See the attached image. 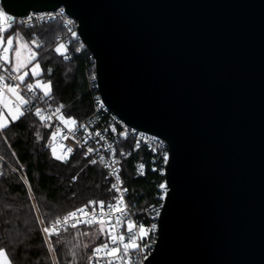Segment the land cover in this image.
I'll list each match as a JSON object with an SVG mask.
<instances>
[{
  "label": "water",
  "instance_id": "water-1",
  "mask_svg": "<svg viewBox=\"0 0 264 264\" xmlns=\"http://www.w3.org/2000/svg\"><path fill=\"white\" fill-rule=\"evenodd\" d=\"M62 6L104 103L169 146L144 264H264V0H0Z\"/></svg>",
  "mask_w": 264,
  "mask_h": 264
},
{
  "label": "trees",
  "instance_id": "trees-1",
  "mask_svg": "<svg viewBox=\"0 0 264 264\" xmlns=\"http://www.w3.org/2000/svg\"><path fill=\"white\" fill-rule=\"evenodd\" d=\"M7 29L9 33H20L18 38L29 45L32 37L42 45L33 50L37 51L35 61L44 73L41 78L51 82L48 100L64 105L69 117H87L93 110L89 79L95 73L89 50L73 41L65 46L64 54L56 53L55 37L64 30L60 20L31 27L12 24ZM65 55L69 58L65 59ZM32 81L33 78L29 82ZM51 133L52 125L40 121L33 112L14 122L10 120L0 130V156L18 172L2 164L0 248L5 250L10 264H89L82 257L90 256L91 247L104 239L98 225L43 236L40 224L43 228L50 227L51 222L70 210L115 196L103 170L89 162L80 149L62 161L56 159L50 147ZM133 160L128 159L124 165L125 182L134 202L145 204L152 201L154 186L147 177L136 174ZM58 240L63 243L58 244Z\"/></svg>",
  "mask_w": 264,
  "mask_h": 264
},
{
  "label": "built area",
  "instance_id": "built-area-1",
  "mask_svg": "<svg viewBox=\"0 0 264 264\" xmlns=\"http://www.w3.org/2000/svg\"><path fill=\"white\" fill-rule=\"evenodd\" d=\"M61 10L63 11L61 12ZM0 12H3L1 3ZM7 16L12 18L11 25L18 24L24 27H31L35 23H48L54 20H60L63 23L64 30L63 32H60L56 35V42L62 43L64 46H67L73 41L80 42L84 45L77 31V21L70 17L62 6L49 11H31L22 17H14L11 15ZM3 25L8 27L9 22L6 21ZM72 33H75L76 35L73 36ZM87 50L89 49L87 48ZM89 52V56L92 58L95 66L93 54L90 50ZM89 90L92 94L93 110L89 115H87V117L83 119L70 117L77 121L76 125H64L59 117L63 115L65 118H69V116L66 115L65 106L63 105L61 113H55V108L61 106L62 104H53L49 100L47 103L40 100H33L31 112L35 113V108L40 107L42 109V115L52 117L50 120H45L44 122L50 123L52 125L50 147L52 150L55 149V157L64 156L66 158L70 154L67 153L68 148L73 149L71 153L77 149H80L89 162L92 160L97 161L95 165H98L103 170L105 176L111 184L117 182L115 176H119L120 183L118 186L122 189V191L121 193L114 192L115 196H123L122 206L127 205L129 218L134 222L143 223L149 228L153 224L156 225V228L149 233L148 237L141 241V244H147L148 247L140 253L131 255L132 260L138 262V264H144L145 259L154 250L158 236L160 214L162 212L165 198L169 191L166 178L167 164L169 160V146L168 143L161 137L127 124L114 111L109 109L100 96L96 79V69L94 75L89 79ZM26 98L31 99L30 96H26ZM14 102L15 98L12 97V103ZM80 125H84L85 127H80ZM70 128L75 129L74 135L73 132L70 131ZM53 133H56V135L53 136ZM88 137L91 138L88 139ZM86 140L87 143H85ZM88 147L98 149L99 151L87 153ZM165 155L168 157L167 162L164 160ZM100 157L104 158L103 162H101ZM130 158H134L133 166L136 174L147 177L154 186L153 199L148 203H135L133 200L134 198L131 197V193L127 187V182H125V177L123 174L124 165ZM2 164L9 166L0 156V176L2 174ZM11 168L18 174V172L13 167ZM114 170L117 171L114 173ZM161 183H164L166 187L160 188L159 185ZM123 189H127V191L124 192ZM94 202H96L95 213H99L101 211L99 207V201ZM88 204L89 202L79 206L78 208L87 206ZM76 209L70 211H74ZM68 212L61 215L57 219L63 221V217L67 215ZM88 213L89 216L94 214L92 206L88 207ZM116 215L117 214L115 212L112 213L113 218H115ZM105 219H107V217H105ZM55 221L50 223V228L55 226ZM68 223H75V221L70 218ZM40 226L42 234L46 238V233L43 232V226L41 224ZM84 226L89 225L86 223H81L77 227ZM105 227H107V225H105ZM117 229L119 230V225L117 226ZM62 231L64 230L62 229L59 231V233ZM89 264H93V262L89 261ZM101 264H104V262L102 261Z\"/></svg>",
  "mask_w": 264,
  "mask_h": 264
},
{
  "label": "snow or ice",
  "instance_id": "snow-or-ice-1",
  "mask_svg": "<svg viewBox=\"0 0 264 264\" xmlns=\"http://www.w3.org/2000/svg\"><path fill=\"white\" fill-rule=\"evenodd\" d=\"M62 11L63 10H61V12ZM6 21L9 22V27H11L12 18L0 12V101L3 102L4 108L9 109V115L14 122L20 117H23L26 113L32 111L33 100H40L47 103L48 99L51 98V82L45 83L43 79H36L35 83L29 82L34 77H43L44 73L40 63H32L37 59V51H34L33 48L38 50L42 45L37 43L36 37L31 38V46L26 42L21 43L18 39L21 35L20 33H9L8 29L3 27ZM5 34H7L6 37ZM72 35L75 36L76 34L72 33ZM14 44L16 46L13 49ZM62 48H65V46L60 44L55 48V51L61 53ZM13 51L14 60L10 57V53ZM64 58L68 59L69 57L65 55ZM29 65H31L30 68ZM48 71L50 72L51 69H48ZM5 93H10L11 96L15 98V102L10 104L5 98ZM26 96H30L31 99H27ZM62 108L63 105L56 107L55 113H61ZM41 113L42 109L36 107L34 115L37 116L40 121L50 120L52 118L51 116H45ZM59 119L66 126L77 124L74 118H65L61 115ZM6 120L7 117L3 112H0V130L7 127ZM80 127L85 126L80 125ZM70 131H72L74 135L75 129L70 128ZM55 135L56 133H53V136ZM90 138L91 137H88V139ZM85 143H87V140ZM72 151L73 149L71 148L67 149V153H71ZM94 151L99 150L92 147L87 148V153H92ZM52 152L53 155H55V149H53ZM64 158V156L56 157L58 160H63ZM167 159L168 157L165 155V162H167ZM100 160L103 162L104 158L100 157ZM96 162V160L91 161L93 164ZM116 171L117 170H114V173ZM115 179L117 182L112 183L109 190L121 193L122 189L118 186L120 183L119 176L116 175ZM159 186L160 188L166 187L164 183H161ZM123 191L126 192L127 189H123ZM95 203L94 201H89L87 206L68 212V214L63 217V221L57 219L54 227H44L43 232L52 236L54 234L58 235L59 231L62 229L67 230L69 227L75 229L81 223L98 225L100 236L104 237V239L94 247H91V256L82 258L92 261L93 264H101L102 261L104 264H138V262L132 260L131 255L140 253L148 247L147 244H141V241L148 237L149 233L156 228V225L153 224L149 228L143 223L132 221L129 218L127 205L122 206V195L114 196L113 200L108 202L99 201V207L101 209L99 213H95ZM89 206L93 208L94 214L91 216H89L88 213ZM114 212L117 214L115 218L112 216ZM105 217H107V219H105ZM70 218L73 219L75 223L69 224L68 221ZM41 223H44V221H41ZM105 225H107V227H105ZM118 225L119 230L117 229ZM85 235L87 234L85 233ZM99 238L100 237H97V239ZM57 243L62 244L63 241L58 240ZM85 247L89 246L85 245ZM4 255L5 250L0 248V257Z\"/></svg>",
  "mask_w": 264,
  "mask_h": 264
},
{
  "label": "rangeland",
  "instance_id": "rangeland-1",
  "mask_svg": "<svg viewBox=\"0 0 264 264\" xmlns=\"http://www.w3.org/2000/svg\"><path fill=\"white\" fill-rule=\"evenodd\" d=\"M3 27L7 29V26L3 25ZM19 40H20L21 43H25V42H26V41H24L22 38L19 39ZM26 43H27V42H26ZM60 44H62V43H58V44H56L55 48H56L57 46H59ZM15 46H16V45L14 44L13 49L15 48ZM30 46H31V45H30ZM56 53H57V52H56ZM64 53H65V48H62V49H61V53H58V54H64ZM10 57L14 60V51H13L12 53H10ZM37 62H38V61H33L32 63L35 64V63H37ZM38 63H39V62H38ZM40 66H41V65H40ZM30 67H31V65H29V68H30ZM41 69H42V67H41ZM30 75H31V73H30ZM36 79H43V78H41V77H34L32 83H35V80H36ZM43 81H44L45 83L49 82V80H44V79H43ZM5 98L7 99V101H8L10 104H12V96H11L10 93H9V95L5 94ZM13 98H14V97H13ZM0 112H3L4 115L7 117L6 124H8L9 121L11 120V116L9 115V109L4 108V106H3V102H2V101H0Z\"/></svg>",
  "mask_w": 264,
  "mask_h": 264
},
{
  "label": "crops",
  "instance_id": "crops-1",
  "mask_svg": "<svg viewBox=\"0 0 264 264\" xmlns=\"http://www.w3.org/2000/svg\"><path fill=\"white\" fill-rule=\"evenodd\" d=\"M18 39H21V38H18ZM5 94H7V93H5ZM7 95H9V94H7ZM0 264H10L6 254L3 257H0Z\"/></svg>",
  "mask_w": 264,
  "mask_h": 264
}]
</instances>
